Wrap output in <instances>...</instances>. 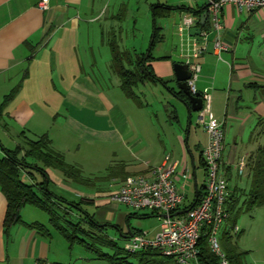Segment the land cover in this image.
Here are the masks:
<instances>
[{
    "label": "crops",
    "instance_id": "crops-1",
    "mask_svg": "<svg viewBox=\"0 0 264 264\" xmlns=\"http://www.w3.org/2000/svg\"><path fill=\"white\" fill-rule=\"evenodd\" d=\"M40 1L0 0V89L3 101L20 85L19 91L7 103L9 106L4 115L23 128L30 127L29 131L47 133L53 147L65 155L67 162L70 141L81 143V134L88 137L91 144L98 140L107 145L109 150H105L103 156L109 159V166L124 163L129 175L151 176L152 169L157 166L177 161L174 181L186 195L185 205L189 204L198 189L203 190L205 186L203 150L208 135L199 121V113H190L193 107L190 97L184 101L176 94L182 89L178 86L175 64L184 63L185 55L191 52L187 36L177 33L181 16L187 12L175 10L169 17L159 18L161 22L157 20L162 27L163 39L160 41L164 51L158 55L152 53L151 65L159 77L168 81V85L140 83L134 89L138 97L135 100L123 92L119 76L110 67L112 55L107 54L110 47L106 34L114 31L112 24H109L112 29L100 33L99 41L105 48L107 73L114 74V80L110 79L113 87L105 89L96 75V71L102 72L95 54L96 45L85 44L83 47L85 57H88L89 46L93 60L81 58V42L86 40H82L80 29L84 24L99 20L101 8L93 15L88 0H49V8L43 10L39 7ZM205 4V0H196L191 7L199 8ZM194 16L199 20V16ZM206 22L208 26V20ZM223 23V40L229 49L219 57L214 47V34L209 35L206 52L195 60L202 66L196 85L201 94L209 93L212 112L225 127L223 173L230 193L238 194L242 189H249L251 179L247 159L264 142V134L252 139L258 119L264 115V93L251 86L252 83L264 85V10L240 12L228 5L223 10ZM91 40L88 37V42ZM126 49L141 53L135 48ZM39 99H47L48 110L38 108L43 103H39ZM56 103L58 106L55 107ZM172 111L177 119L173 118ZM49 120L56 126L57 133L53 128L49 129ZM32 121L34 123L29 125ZM4 126L10 130L9 124L4 123ZM0 150L3 152L2 148ZM79 151L78 159L69 163L81 168ZM241 160L245 161L242 171L239 169ZM46 170L51 185L73 183L59 170ZM200 170L204 171L202 183L198 178ZM24 177L31 181L28 175ZM34 180L41 181L42 178L34 174ZM124 180L108 177L106 187L83 191L84 197L80 200L104 208L111 204L110 194L121 188ZM75 191L81 194V190ZM6 209L7 199L0 190V264H34L38 260L81 264V247L77 244L71 248L50 224L49 216L47 219L27 206L21 211L23 219L28 223L38 221L45 224L51 235H41L24 225L12 227L7 235L4 232ZM244 215L242 225L237 221V236L247 235L248 240L253 237L264 247V208L257 207ZM151 216L161 217L159 214ZM117 227L128 241L130 234L126 232H131V227L127 231L120 225ZM83 259L88 260L87 257ZM255 261L264 264V256L255 257Z\"/></svg>",
    "mask_w": 264,
    "mask_h": 264
},
{
    "label": "trees",
    "instance_id": "trees-1",
    "mask_svg": "<svg viewBox=\"0 0 264 264\" xmlns=\"http://www.w3.org/2000/svg\"><path fill=\"white\" fill-rule=\"evenodd\" d=\"M175 10L199 16L197 25L202 28L207 27V22L204 24L201 22L202 15L207 11V4L194 8L186 5L172 7L165 3H155L152 5V43L147 52L138 53L122 49L116 34L113 35L114 31L107 35V42L112 55L111 70L119 76L120 87L128 97L138 99L134 89L140 83H161L167 87L168 81L155 73L151 61L154 46L163 39L162 27L157 20L162 17H169ZM251 86L264 93V85L252 83ZM19 89L20 85H17L5 96L4 101L0 104V118L4 115L7 103L13 99ZM176 94L184 101L188 99V95L183 90ZM172 115L173 118L177 119L175 111H172ZM256 129L255 135L252 136L253 140L264 134V115L259 117ZM20 135L23 138L22 142L12 149L2 145L3 154L0 155V190L7 199L4 219V232L7 235L10 234L11 228L17 225L35 229L44 236L51 235L50 229L45 224L38 221L28 223L23 219L22 209L26 205H33L48 214L50 224L68 241L71 248L77 244H84L95 254L97 259L107 260L110 264H177L174 259L162 255L159 249L149 248L134 254L129 253L126 247H122L117 239L108 234L109 224L99 222L94 214L84 208L85 199L71 201L58 195L51 187L47 168L61 171L66 179L78 184H92L94 178L84 176L78 165L67 162L65 155L53 147L52 139L47 133L37 138L27 136L25 131H22ZM29 158L33 161L30 162ZM33 170L41 173V181L34 180L35 173ZM247 170L251 179L250 187L248 190H240L238 194L232 192L229 194L226 202L229 217L220 233L221 245L230 264H245L248 253L238 246V236L233 231L238 219L242 214L250 213L257 207L264 208V142L260 143L257 149L249 155ZM24 175H28L31 181H26L23 178ZM128 175L124 163L111 165L107 169V178L121 177L126 179ZM205 190L206 184L203 190L199 188L195 198L189 204L183 205L182 208L196 207L205 196ZM157 214L156 211L151 210L149 214L134 213L130 216L147 217ZM206 230V228L203 229L199 243V263L219 264L218 257L209 246ZM131 232L138 233L140 230L131 228ZM131 232H126V234L129 235ZM103 248H109L111 252L105 251ZM131 257L135 259V262L131 260ZM34 264L64 263L38 260Z\"/></svg>",
    "mask_w": 264,
    "mask_h": 264
},
{
    "label": "built area",
    "instance_id": "built-area-1",
    "mask_svg": "<svg viewBox=\"0 0 264 264\" xmlns=\"http://www.w3.org/2000/svg\"><path fill=\"white\" fill-rule=\"evenodd\" d=\"M196 1V0H190ZM207 4L208 26L202 28L197 25L198 19L192 15H183L178 24L180 36L187 34L191 52L187 53L184 63L189 65L191 77L187 84L196 94V82L202 70L201 63L195 61L206 52L209 35L214 34V47L217 54L229 49L223 40V10L233 5L240 12H254L264 10V0H205ZM39 7L49 8V0H41ZM192 27H200L199 35H190ZM203 108L199 112V121L208 135V142L203 150L206 166V190L202 201L194 208H188L185 213L186 195L174 181L178 162L163 163L152 169L151 176L144 174L129 175L121 188L110 194V201L126 204L135 210H154L162 219L159 230L154 236L149 232L134 233L127 241L126 249L129 253H137L149 248L159 249L162 255L175 260L177 264H200V239L206 228L209 246L218 257L219 264H230L224 251L220 233L229 217L227 199L229 184L223 173V152L225 145V127L212 112L211 97L207 91L201 94ZM245 161L239 162L240 171ZM238 226L234 232H238Z\"/></svg>",
    "mask_w": 264,
    "mask_h": 264
},
{
    "label": "rangeland",
    "instance_id": "rangeland-1",
    "mask_svg": "<svg viewBox=\"0 0 264 264\" xmlns=\"http://www.w3.org/2000/svg\"><path fill=\"white\" fill-rule=\"evenodd\" d=\"M89 3L91 2V9L93 15H96L101 8L102 15L99 20L87 23L82 25L80 29V34L82 40H86L85 42H81V58L85 59H92L93 56L89 46L87 47L88 50V57H85L83 47L85 44H89L92 46L93 44L96 45L95 47V54L96 58L99 60L100 69L102 72L96 71V75L101 80V84L105 89L112 86V81L114 80L113 73H107L106 70V58L103 51L105 48L101 46L100 33L103 30H110L112 28L109 27V24L113 25L114 33L116 32V37L119 39V44L122 49H132L135 48L137 51H144L147 52L151 43H152V35H153V11L152 5L160 2H167V3H176L175 5H186L192 6L194 1L190 0H88ZM98 11V12H97ZM96 13V14H95ZM186 15V13L182 14ZM159 22L160 19H158ZM107 30V31H108ZM112 31L110 30L107 32L106 35H110ZM177 33L178 26H177ZM180 36V35H179ZM187 36V34H185ZM88 37H91L90 42H88ZM188 37V36H187ZM107 48V47H106ZM108 49V48H107ZM164 51V45L161 41H158L153 49V54L158 55V53H162ZM110 54V50L108 49L107 54ZM113 79V80H110ZM112 82V83H111ZM0 89V103L3 101L2 94ZM45 100L47 99H39L40 108L43 110H48L50 107L49 104H46ZM9 105H6L5 111ZM58 104H55V107ZM40 111V114H42ZM3 118V119H2ZM0 119V149L2 145L5 147L15 148L16 145L22 142L21 132L22 130L25 131L26 135L32 138H37L39 135H42L43 132L36 133L34 131H29L30 127L26 126L23 128L16 124L11 119L7 118L5 114L4 117ZM4 123L10 125V130L8 131L5 129ZM34 122H29V125H32ZM52 120H49L48 127L49 129L54 130V133H57L56 126L52 125ZM43 125V122H40ZM45 124V123H44ZM43 127V126H42ZM32 129V128H31ZM36 133V134H35ZM88 137H84L81 134V143L76 140L73 142L70 141V146L68 150L69 161L77 160L79 150H81V170L83 171L84 176L94 178V182L92 184H77L75 182L70 184H62L59 186L51 185L52 189L59 194L64 195L68 199L72 200H80L83 198L82 196L83 191H88L90 188L96 189L97 187H106L107 186V167L110 165L109 159L103 156L105 150H109L105 146V144L99 142L98 140L91 144L89 142ZM95 140L94 138H91ZM3 143V144H2ZM104 147V148H103ZM3 152L0 150V155ZM29 161L32 162L33 160L29 158ZM68 161V162H69ZM71 163V162H70ZM33 172L38 175V178H42L41 173L38 171ZM25 179V177L23 176ZM198 178L202 183L204 181V171L200 170L198 173ZM75 190H81V194ZM79 195V196H78ZM27 208L38 212L40 215L47 217L48 214L33 206V205H26ZM83 206L86 210L90 213L94 214L96 219L100 222L108 223L109 226L107 228L108 234L117 239L119 244L122 247H126L127 240L122 237L120 230L118 229L117 225H120L125 231L128 230L129 226L134 229L140 230V232H149L151 236H154L156 232L159 230V226L162 222L161 217L158 216H148V217H141V216H130V214L139 213L142 214H149L151 210H135L134 208L127 206L126 204L116 203L111 201V204L100 208L95 205V203L85 201ZM246 214V213H244ZM242 214L238 219V224H241V220L246 218L245 215ZM104 215V216H103ZM242 225V224H241ZM238 246L245 251L253 249L247 253L245 258V264H257L255 261V257H263L264 256V247L262 246L260 241L256 239L249 238L247 235H242L237 238ZM81 247V264H110L107 260L97 259L95 254L88 249L84 244L79 245ZM105 251L111 252L109 248H103ZM87 257V259H83ZM92 258V260H90ZM94 258V259H93ZM131 260L135 262V259L131 257Z\"/></svg>",
    "mask_w": 264,
    "mask_h": 264
},
{
    "label": "water",
    "instance_id": "water-1",
    "mask_svg": "<svg viewBox=\"0 0 264 264\" xmlns=\"http://www.w3.org/2000/svg\"><path fill=\"white\" fill-rule=\"evenodd\" d=\"M208 19V14L205 12L202 15L201 22L204 24ZM190 35H199L200 33V27H192L189 31ZM175 71L177 74V80H178V86L186 92V94L190 97L191 103L193 104L192 109L190 110V113H199L201 109L203 108V98L201 96L200 92H197L196 94L191 93V90L187 84V80L191 77V71L189 68V65L186 63H176L175 64ZM199 117V115H198ZM187 209L177 212L179 213H185ZM133 232L130 233L129 236H132Z\"/></svg>",
    "mask_w": 264,
    "mask_h": 264
}]
</instances>
